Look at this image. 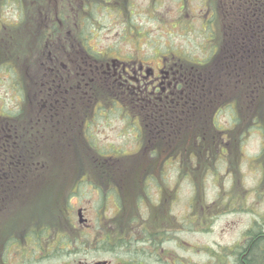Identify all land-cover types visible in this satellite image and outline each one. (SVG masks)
<instances>
[{
    "label": "flooded vegetation",
    "instance_id": "af4514ba",
    "mask_svg": "<svg viewBox=\"0 0 264 264\" xmlns=\"http://www.w3.org/2000/svg\"><path fill=\"white\" fill-rule=\"evenodd\" d=\"M138 2L35 0L36 28L30 29L32 34H27L24 39L29 37L43 43L36 53L37 64L34 68L27 67V77L21 83L18 94L20 105H15L13 109L0 106V264H42L44 260H49L40 258L42 252H37V249L36 258H27L29 254L23 249L27 245L29 229L44 224L40 217L42 202L49 200L50 204L46 207L55 209L50 213L53 220H61L65 229L61 234L67 235V241L61 245L68 251L65 253L66 258L50 260V263H191V259L185 262L174 257L172 251L164 245L168 236L163 229L171 224V215L167 211L171 194L166 190L153 198L152 212L155 217L149 219L153 228L132 229V241L125 243L123 237L119 236L123 234L121 228L112 226L113 218L108 217L105 210L102 215L107 227L101 228L99 239L117 248H105L104 257L95 255L80 258L74 252L73 232L79 228L84 233L91 227L84 206L77 211L82 208L87 221L76 226L75 208L71 203L75 197L77 168L73 156L77 153V139L82 140L86 149L83 152H89L87 148H91V138L100 133L102 124L107 125L105 119L108 114L115 115L120 133L123 130L121 121L124 112H130L128 109H131L130 130L135 131L140 138L148 134L149 147L146 149L158 153L157 161L169 155L172 148L179 147L195 154L202 153L204 149L210 152L211 147H205L204 143H214L216 146L212 148L224 156L228 150L233 152L242 145V137H232L225 129L208 136L203 135L207 123L204 119H213L222 104L227 100L234 101L236 97L235 84L224 82L226 78L214 68L199 70L194 65L195 61L177 54L172 48L145 53L139 49L121 52L120 49L98 51L92 47V42L101 41L138 42ZM186 3H181V18L175 21L178 24L185 22L200 25L206 31L207 40H213L216 33L212 10H205L202 3L187 12ZM184 15L187 19L182 18ZM108 23L123 25V31L107 30L112 27ZM6 29L4 24L0 25V40L11 38L8 34H2ZM104 31L109 32L101 35ZM76 43H87L90 50H75ZM196 61L205 63L203 59ZM31 69L33 71L29 72ZM193 72L198 73L196 83L193 82ZM248 87V84L245 85L246 92L249 91ZM16 112L19 114L15 115ZM93 124H97V130ZM94 148L97 149L96 146ZM114 149L118 154L121 146ZM66 152L73 154L67 167L59 162H51L59 160V155H65ZM165 162L161 164L163 169L166 168ZM158 165L160 163L154 162L151 167L156 170ZM165 172L166 169L163 178L157 180L158 183L169 181ZM48 182L50 184L44 188ZM116 182L129 196H135L133 202L136 203L137 196L132 188L134 184L124 179ZM29 187L35 188L41 196L34 199L37 200L35 207L28 203ZM44 190H51L56 196L52 195L45 200L42 197ZM116 194L115 198L121 205L124 194L119 189ZM118 217L125 219V216ZM156 221H163L165 228H155ZM54 228L49 227V230L54 232ZM146 231L149 232L148 237L145 236ZM261 231L262 237L264 227ZM250 238L247 236L249 243L245 256L252 254L250 249L254 245L250 244ZM58 245V242L52 243L53 247ZM260 246L264 247V242ZM13 250L16 251L15 255Z\"/></svg>",
    "mask_w": 264,
    "mask_h": 264
},
{
    "label": "rangeland",
    "instance_id": "374dc122",
    "mask_svg": "<svg viewBox=\"0 0 264 264\" xmlns=\"http://www.w3.org/2000/svg\"><path fill=\"white\" fill-rule=\"evenodd\" d=\"M138 1L137 22L142 31L139 41L92 42L94 49L98 51L120 49L121 52L139 49L142 52L150 53L157 49L165 51L167 48H173L176 51H182L195 57L214 50L212 45L204 49L205 44L209 41H207L200 25H189L185 22L174 24L173 20L181 17L179 11L180 0ZM197 1L199 0H191L188 9H194ZM13 13L4 10L2 16H12ZM108 25L112 27L107 28V30L112 32L123 31V25L121 24L108 23ZM107 32L109 31L101 32V35ZM25 41L26 39H19L13 41V44L19 47V43ZM35 51L36 43L27 41L22 45L20 54L25 59H29L34 56ZM208 54L211 55V53ZM17 81H21V76H17ZM13 82L10 79L9 72L4 71V74L0 77V100L12 109L15 105L20 104L18 91L13 87ZM0 106H3V102H0ZM241 109L242 107L239 111ZM254 109L255 113L251 116L250 126L254 117H260L259 113H261V122H258L264 124V101ZM230 116V108L220 112V123L228 127ZM121 122L123 130L119 133L115 115L111 114L109 116L108 114L105 119L107 125L102 124L100 133L96 137L93 135L94 141L99 147L97 152H103L106 153L105 156H111L110 152L115 153L114 148H119V146H121L122 153L133 154L140 151L141 145H138L136 133L131 134L129 132L127 119L125 118V121ZM93 127H96L95 130H97V124H93ZM242 146L246 158L243 160L240 156L237 155V159L235 155L228 152H226L228 155H224L226 156L225 160L220 159L221 157L218 154L209 156L203 154L200 156L199 166V162L197 164L188 163L187 159H190V156L182 157L181 165L184 172L179 171L180 166L177 159L179 160L180 155H176L174 160L172 158V160L165 162V174L168 175L169 181L157 184L149 178L147 172L144 173L140 187L136 189L142 194L145 193V201L134 203L132 197V200L129 198L126 201L125 206L124 200L128 196L127 191L111 181L113 175L96 169L91 174V180L95 186L91 183H89L90 185L87 183L81 184L77 187L76 196L71 200L77 220L78 208L81 206L86 208L85 215L91 223L90 230H86L89 236L85 233L81 234L79 230L80 234L73 232L72 238L76 236L78 238L84 237V242H94L99 237L102 231L101 228L107 227L102 215L105 210L110 218H115L118 215L125 216V219L120 221L122 223L120 228L124 234L140 227V225L145 227L149 224L153 228L148 221L155 217L152 212V206L154 205L152 198L160 196V193L166 190L171 194L170 203L167 204V211L171 215L169 218L171 224L163 229L168 236V240L164 245L172 251L174 257H179L185 262L191 259L190 264H229L231 256L236 253V249L239 250L244 244L246 231L264 220V136L261 130L251 128L250 135ZM80 149L84 151L82 148L77 147L75 157L82 162L81 160L89 154L81 152ZM93 153L91 152V154ZM72 156L73 154L66 152L65 158L56 160V162L67 167ZM157 162L160 165L153 172L159 176L158 174L165 169H163V165L161 166L162 161ZM180 175L182 176L180 177ZM99 187H101L102 192ZM117 189L124 194L121 205L115 198ZM52 195L56 196V193L51 190L49 192L44 190L42 197L48 200ZM148 195L150 200H146ZM40 197L38 192H33L31 196L32 199ZM55 202L57 204V197ZM49 204L50 200L45 202L40 214H42L44 225L55 226L54 235L49 236L50 230L49 235L43 236L45 239L49 237L48 241H51L52 237L59 238L65 229L61 225V220L51 218L49 211L52 208L46 207ZM113 225H117V222L112 223ZM160 226H164L163 221L154 222L155 228ZM161 242L164 241L161 240ZM12 253L15 255L16 251L13 250ZM46 253V251L43 252L44 257ZM99 253H105V251ZM90 254L89 252H82L79 257L89 258L91 257ZM105 255L106 253L100 256L104 257ZM100 256L97 258H100ZM262 256L264 257V253ZM260 259L259 256L255 260V264H264V259ZM49 261L50 259L44 260L42 264H56Z\"/></svg>",
    "mask_w": 264,
    "mask_h": 264
},
{
    "label": "trees",
    "instance_id": "16d2710c",
    "mask_svg": "<svg viewBox=\"0 0 264 264\" xmlns=\"http://www.w3.org/2000/svg\"><path fill=\"white\" fill-rule=\"evenodd\" d=\"M34 3L35 0H0V25L4 24L7 27L6 32L2 34L11 36L9 40H0V77L4 74V71L9 72L10 78H15V81L17 76L23 75L25 57L20 54V50L25 42L28 41L30 43L31 38H25L26 41L19 43V47L15 46L13 41L24 39L27 34H32L30 29L36 28V11L33 6ZM210 3L215 7L218 21L216 23L221 25L223 33L222 42H218V44H220V46H218L220 52L211 61L209 60V63L200 64L198 63L199 61H196L198 60L197 58H195L196 60H193L194 58L191 60L195 61L194 65L199 70L214 68L226 78L224 82H233L235 87H237L236 92L238 91L239 97H236L238 107L236 105L235 120L242 119V116L245 114L249 115L251 118L255 113L254 107H257L264 101V0H211ZM4 10L14 13L12 16H2ZM193 74V82L196 83L198 81V73L193 72ZM247 84L249 85L248 92L245 91V85ZM244 93L246 97L248 94L249 96L243 101L240 98H243ZM240 107H242V109L239 111ZM259 116L260 117H254L250 127L255 128L258 126V121L261 122V113H259ZM204 120H207L205 124L207 132L203 134L204 136L211 135V133L218 131V128L220 129L221 127L217 122L215 124L216 115L213 119L209 117ZM248 121L250 122V120ZM235 125L237 127L232 128V125L227 131H229V135L233 133L232 137L238 138V130L241 127L238 126L239 124ZM260 127L264 134V124L261 123ZM105 157V155L99 153H89V155L85 156V159L81 160L82 162L76 159L75 165L80 169L77 171L75 193H77V187L80 186L79 183L82 176L92 179L91 174L94 173L96 169L103 171V173L106 172L113 175L115 172L117 173L119 171L116 168H128L129 170L124 169L119 172L123 173L124 178L131 177L133 173L131 178H135L136 182L132 188H134L136 194L138 193L140 197L145 198V193H140L136 188L140 187L143 174L146 172L148 174L150 173L148 171L151 170H149L148 167H150V169L152 168L150 165L152 162L150 163L149 160H146V152L142 151L138 155H123L112 159L111 157ZM106 161L111 166L108 168V172L102 166ZM132 168H134V172H132ZM179 171L184 172L181 168H179ZM181 176L182 175H180V177ZM151 180L157 181L155 178ZM147 199H150L149 195ZM30 214L31 213H28V215ZM263 227L264 222L262 224L259 222L246 232L247 235L251 236L250 240L252 239V243L250 244L254 245L250 249L252 254L245 256L249 243V241H246L239 250H236L235 255H233V264H255V260H257L259 256L261 259H264L262 256L264 247L260 246V243L264 242V236L261 237L260 235ZM48 231H50L49 226L44 224L42 226L37 224V226L34 225L33 229H29L27 232L28 239L25 243V245H27L23 247L25 252L29 254L27 256L28 258H36V249L37 252H42L41 257H44V251L47 252L44 258L65 257L64 254L68 252L65 248H62L61 245L53 248V246H49V243L53 241H48L49 237L47 239L43 238V236L49 235ZM51 235H54L52 230L49 236ZM145 236H149L148 231H146ZM134 238L135 237H133V239ZM15 241L16 240H13V242ZM131 241L132 239L124 240L125 243H130ZM99 242L98 240L95 242L97 248L90 246L89 249L96 252L97 249H99ZM75 244L76 246L79 244L83 245L84 240L76 236ZM34 246L37 247L35 248ZM100 246L103 251L106 249L115 250L117 248H113L106 242H101ZM77 249L78 251H83L82 249L84 248L80 247ZM77 249L75 248L76 252H78ZM245 260L248 261L245 262Z\"/></svg>",
    "mask_w": 264,
    "mask_h": 264
}]
</instances>
